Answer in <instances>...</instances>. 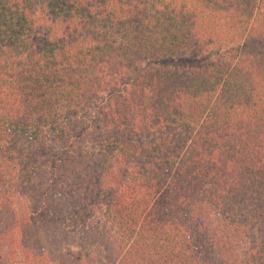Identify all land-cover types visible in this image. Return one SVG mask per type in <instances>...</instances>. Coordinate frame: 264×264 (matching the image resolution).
I'll list each match as a JSON object with an SVG mask.
<instances>
[{
    "label": "trees",
    "instance_id": "obj_1",
    "mask_svg": "<svg viewBox=\"0 0 264 264\" xmlns=\"http://www.w3.org/2000/svg\"><path fill=\"white\" fill-rule=\"evenodd\" d=\"M0 264H264V0H0Z\"/></svg>",
    "mask_w": 264,
    "mask_h": 264
}]
</instances>
